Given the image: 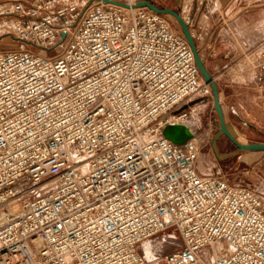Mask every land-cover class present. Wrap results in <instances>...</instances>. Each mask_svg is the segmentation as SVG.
Segmentation results:
<instances>
[{
  "label": "built area",
  "instance_id": "built-area-1",
  "mask_svg": "<svg viewBox=\"0 0 264 264\" xmlns=\"http://www.w3.org/2000/svg\"><path fill=\"white\" fill-rule=\"evenodd\" d=\"M137 1L0 0V264H149L138 245L167 230L162 264H264V196L199 172V128L163 133L210 90ZM251 63L264 82V51Z\"/></svg>",
  "mask_w": 264,
  "mask_h": 264
},
{
  "label": "rangeland",
  "instance_id": "rangeland-1",
  "mask_svg": "<svg viewBox=\"0 0 264 264\" xmlns=\"http://www.w3.org/2000/svg\"><path fill=\"white\" fill-rule=\"evenodd\" d=\"M166 18L173 30L180 31L174 17L166 15ZM252 22L249 31H242L234 38L236 62H240L243 69L230 72L234 77H238L239 73L241 79L245 80L244 94L235 96V99L241 101L232 100L229 109L226 107L224 110L229 131L239 142L248 144L264 142V82L257 80V71L251 63L252 59H257L260 52L264 51V22L259 24V19ZM12 43L11 37L0 36V49H7ZM219 72L223 71H217L216 75ZM208 88L210 92L202 89L195 91L185 103L193 109L188 125L192 131L199 128L197 134L204 135L205 146L197 159L199 172L224 174L230 182L248 184L264 196V152L239 151L224 135L218 134L219 122L212 105L211 87L208 85ZM168 233H172L173 237H168ZM178 246V235L167 230L143 241L138 249L146 256L149 264H162L161 256Z\"/></svg>",
  "mask_w": 264,
  "mask_h": 264
},
{
  "label": "crops",
  "instance_id": "crops-1",
  "mask_svg": "<svg viewBox=\"0 0 264 264\" xmlns=\"http://www.w3.org/2000/svg\"><path fill=\"white\" fill-rule=\"evenodd\" d=\"M160 8H172L183 19L192 18V31L203 29L206 38L211 41V49L197 43L199 54L205 59V66L217 82L220 104L223 111L229 109L235 96L243 95L246 84L241 75L234 77L232 70L243 69L240 62H236V46L234 38L242 31H249L252 21L259 19L264 22V0H149ZM164 5V6H163ZM218 11L225 15V20L234 30V36L228 34L220 21ZM261 20V21H260ZM219 74L216 75L217 71ZM226 103V106L224 105Z\"/></svg>",
  "mask_w": 264,
  "mask_h": 264
},
{
  "label": "water",
  "instance_id": "water-1",
  "mask_svg": "<svg viewBox=\"0 0 264 264\" xmlns=\"http://www.w3.org/2000/svg\"><path fill=\"white\" fill-rule=\"evenodd\" d=\"M104 1H108V0H104ZM116 3L121 4L125 7H129V5L125 4V3H119V2H116ZM144 6L151 9L153 12H156V13H159L162 15H171L177 21L181 33L183 34V36L187 40V42H188V44H189V46L193 52L194 60H195V63L198 67V70L200 72V75L202 77L203 82L211 87L212 98H213L212 105H213L214 111L217 115L218 122H219V133L218 134L224 135L239 151H244V152H259L260 151V152H264V142H255V143H249V144L248 143H240L234 137V135L229 131V129L226 125V121H225V117H224V111H223L222 106L220 104L219 91H218L217 83H216L215 79L212 77V75L210 74V72L207 70V68L204 64V60L199 54L198 48H197L196 43L194 41V38L191 34L190 28H189L188 24L186 23V21L182 18V16L176 10H174L172 8L157 7L156 5H154L149 0L137 1L132 7H144ZM182 108H187V105H184ZM173 126L174 125L167 126L163 132L164 135L167 138L171 139L173 142L180 144V143H183L187 138H189L191 136V134H190V135H188L182 139L171 138L169 133H168V130L170 128H172ZM214 139L216 140L217 137H215Z\"/></svg>",
  "mask_w": 264,
  "mask_h": 264
},
{
  "label": "bare ground",
  "instance_id": "bare-ground-1",
  "mask_svg": "<svg viewBox=\"0 0 264 264\" xmlns=\"http://www.w3.org/2000/svg\"><path fill=\"white\" fill-rule=\"evenodd\" d=\"M187 121L175 123L172 128L168 130V133L171 138L182 139L192 133L190 125ZM241 143V142H240ZM168 237H173L172 233L167 234Z\"/></svg>",
  "mask_w": 264,
  "mask_h": 264
}]
</instances>
